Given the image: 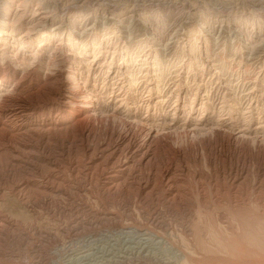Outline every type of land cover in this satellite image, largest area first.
I'll return each mask as SVG.
<instances>
[{
  "label": "rangeland",
  "instance_id": "rangeland-1",
  "mask_svg": "<svg viewBox=\"0 0 264 264\" xmlns=\"http://www.w3.org/2000/svg\"><path fill=\"white\" fill-rule=\"evenodd\" d=\"M0 116V264H264V0H0Z\"/></svg>",
  "mask_w": 264,
  "mask_h": 264
},
{
  "label": "bare ground",
  "instance_id": "bare-ground-1",
  "mask_svg": "<svg viewBox=\"0 0 264 264\" xmlns=\"http://www.w3.org/2000/svg\"><path fill=\"white\" fill-rule=\"evenodd\" d=\"M68 103V102H67ZM70 103H68V105H69ZM60 109H62V108H60ZM38 110V109H37ZM21 111V110H20ZM33 111V110H32ZM29 111H23L22 113L25 115L24 117H22L20 114V116L19 115H17V114H15V115H13V118H12V120L10 121L8 118V121L7 120H5L4 122H6L7 124H8V126L9 127H13L14 126V128H13V130H20V129H22V130H24V128L28 125V124H26L25 123V125L24 124H22V123H24V122H26V121H28L29 120V118H31L30 116H29V113H28ZM37 112V111H36ZM69 111H63V112H61V114H58V116H57V118H59L58 119V121H60V120H62V121H65V118H76V115H77V113L76 114H73V113H68ZM81 112V111H80ZM22 114V115H23ZM89 117V116H88ZM17 118H22V119H20V120H18ZM85 118H87V116H85ZM0 119H1V116H0ZM4 119H6V118H4ZM17 122H19V123H17ZM76 120H78V119H76ZM85 120V119H84ZM1 121V120H0ZM80 121V120H79ZM82 121V120H81ZM80 121V122H81ZM79 123V122H78ZM15 124V125H14ZM16 124H18V125H16ZM30 125V124H29ZM1 129H2V127H1ZM26 130V129H25ZM28 131V130H27ZM134 161V160H133ZM124 169V168H123ZM130 171V170H129ZM114 185V184H113Z\"/></svg>",
  "mask_w": 264,
  "mask_h": 264
}]
</instances>
